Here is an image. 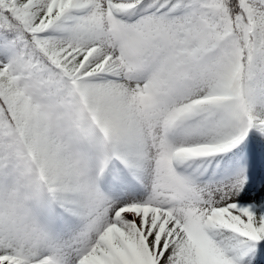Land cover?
I'll return each instance as SVG.
<instances>
[{
	"label": "snow or ice",
	"instance_id": "6c2138e0",
	"mask_svg": "<svg viewBox=\"0 0 264 264\" xmlns=\"http://www.w3.org/2000/svg\"><path fill=\"white\" fill-rule=\"evenodd\" d=\"M0 264H264V0H0Z\"/></svg>",
	"mask_w": 264,
	"mask_h": 264
}]
</instances>
